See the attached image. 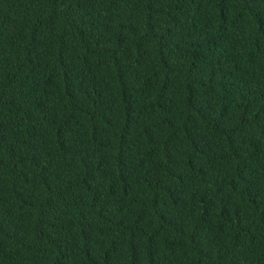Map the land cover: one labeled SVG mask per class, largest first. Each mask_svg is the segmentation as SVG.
<instances>
[{
	"label": "trees",
	"instance_id": "obj_1",
	"mask_svg": "<svg viewBox=\"0 0 264 264\" xmlns=\"http://www.w3.org/2000/svg\"><path fill=\"white\" fill-rule=\"evenodd\" d=\"M0 264H264V0H0Z\"/></svg>",
	"mask_w": 264,
	"mask_h": 264
}]
</instances>
